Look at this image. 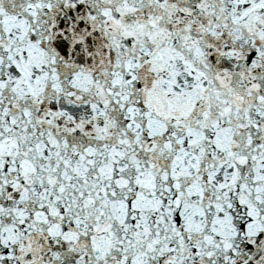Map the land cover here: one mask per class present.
I'll use <instances>...</instances> for the list:
<instances>
[{
    "label": "snow or ice",
    "instance_id": "1",
    "mask_svg": "<svg viewBox=\"0 0 264 264\" xmlns=\"http://www.w3.org/2000/svg\"><path fill=\"white\" fill-rule=\"evenodd\" d=\"M0 264H264V0H0Z\"/></svg>",
    "mask_w": 264,
    "mask_h": 264
}]
</instances>
